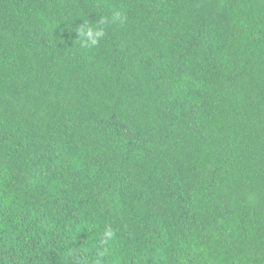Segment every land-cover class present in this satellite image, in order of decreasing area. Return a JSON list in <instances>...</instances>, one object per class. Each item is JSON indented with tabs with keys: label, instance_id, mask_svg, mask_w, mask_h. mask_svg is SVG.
I'll list each match as a JSON object with an SVG mask.
<instances>
[{
	"label": "trees",
	"instance_id": "16d2710c",
	"mask_svg": "<svg viewBox=\"0 0 264 264\" xmlns=\"http://www.w3.org/2000/svg\"><path fill=\"white\" fill-rule=\"evenodd\" d=\"M104 249L264 264V0H0V264Z\"/></svg>",
	"mask_w": 264,
	"mask_h": 264
},
{
	"label": "clouds",
	"instance_id": "9594fccd",
	"mask_svg": "<svg viewBox=\"0 0 264 264\" xmlns=\"http://www.w3.org/2000/svg\"><path fill=\"white\" fill-rule=\"evenodd\" d=\"M126 21V15L121 10H114L112 12L111 21L102 18L100 21V24L103 26L109 22L111 23H124ZM99 28H93L91 25H82L78 28V39L80 42V45L85 48H95L100 40L104 37L105 31L103 27ZM79 231V228L77 229ZM106 237H111L112 233L111 231H107L105 233ZM84 252H87V249L83 250ZM107 254V249H104L103 251H98L97 253V259L95 261V264H100V258L104 257ZM79 264H88L87 258L80 261Z\"/></svg>",
	"mask_w": 264,
	"mask_h": 264
}]
</instances>
